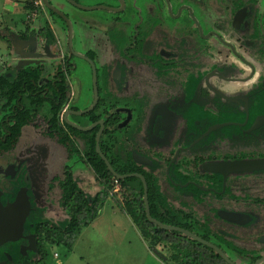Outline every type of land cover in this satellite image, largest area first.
I'll return each instance as SVG.
<instances>
[{
	"label": "flooded vegetation",
	"instance_id": "flooded-vegetation-1",
	"mask_svg": "<svg viewBox=\"0 0 264 264\" xmlns=\"http://www.w3.org/2000/svg\"><path fill=\"white\" fill-rule=\"evenodd\" d=\"M113 1L91 5L110 8L101 10L110 13L105 17L70 18L72 49L83 58L57 38L61 55L56 43L49 46L54 58L43 66L50 67L44 84L50 80L54 90H68L62 136L80 144L65 128V112L81 128L103 121L100 139L111 138L118 169L128 166L138 172L126 175L154 176L172 207L216 235L209 243L233 263L237 257L240 264H254L264 256V0ZM30 39L43 53L44 41H24ZM90 62L98 94L105 95L94 123L86 116L97 105L83 115L73 113L91 105H72L81 87L79 81L75 87L71 74L85 66L93 79ZM12 70L4 75L12 77ZM42 90L49 91L40 81L30 91L36 97ZM6 91L8 96L0 98V203L6 206L26 191L29 213L22 234L33 235L36 245V234L26 230L28 220L53 222L60 216L46 205L52 183L46 187L38 170L41 162L53 166L42 145L56 138L46 109L17 134L26 95L17 93L11 101L15 93ZM234 215L243 223L224 219ZM19 241L25 242L20 247L28 245Z\"/></svg>",
	"mask_w": 264,
	"mask_h": 264
},
{
	"label": "trees",
	"instance_id": "trees-1",
	"mask_svg": "<svg viewBox=\"0 0 264 264\" xmlns=\"http://www.w3.org/2000/svg\"><path fill=\"white\" fill-rule=\"evenodd\" d=\"M30 3L31 1H28L25 6L28 10L30 9ZM45 10L53 17L54 14L51 11ZM5 31L7 33V29ZM29 37H37L43 40L47 46L56 43L50 26L45 24V26L34 31L30 29V21L27 19L24 32L19 36V39L26 40ZM0 38H4L9 48L13 49L12 38L9 32L7 35L2 34ZM12 71L13 76L10 78L0 75V98L8 96V93H6L8 92L6 91L7 89H9V92L15 93L10 99L11 101L17 100V93H20L21 96L26 95V99L21 101L25 103V107L23 108L25 115L20 114L17 118V134L23 126L33 121L39 112L46 109L44 117L52 125L56 141L65 147L69 154H80L81 159L93 172L99 190L93 195L85 193L73 179L71 170L66 168L60 184L59 198V206L65 216L63 220L56 222L49 220L34 221L30 218L26 223V230L36 234L37 252H27L23 256L20 254L19 249L20 244H25V242L7 243L0 247V262L4 261L5 264H45L47 257L45 245L47 242L52 245H64L67 249L71 250L82 230L87 228L97 218L106 201L111 198L117 203L119 209L129 216L141 237L146 241L148 240L154 246L164 245L170 248L171 260L173 262L177 264H226L208 247L192 241L177 232L162 230L147 220L141 181L137 178H127L124 180L113 178L95 150L97 128L90 133H83L70 129L65 125V128L72 133L71 135L80 142V148L78 147L79 144H76L70 138L65 135L64 137L62 136L64 129L60 126V115L68 103V90L64 86L59 87V91L54 90L50 80L45 85L43 78L46 72L42 66ZM46 77L48 76L46 75ZM40 81L42 88L46 87L49 91L45 92V90H42L40 94L33 97L31 94L33 92L30 90ZM99 106L100 104L97 105L93 112L87 114L88 123H94L99 120V116L96 114ZM104 138L100 139V150L109 161L113 171L118 175L138 172L133 169L126 170L128 166H125L124 170L118 169L114 159V146L110 141L111 138H106V135H104ZM139 174L146 181L151 218L164 225L189 231L207 242H211V237H216V235L210 232L207 225L199 223L193 216L184 215L182 210L172 207L157 185V180L154 176L144 172H140ZM114 181H117L119 187L117 192H114ZM117 196H120L122 202ZM30 224L33 226L30 227ZM217 246L220 247L218 244ZM236 251L239 252V250ZM7 256L10 257L11 261L8 260Z\"/></svg>",
	"mask_w": 264,
	"mask_h": 264
},
{
	"label": "rangeland",
	"instance_id": "rangeland-1",
	"mask_svg": "<svg viewBox=\"0 0 264 264\" xmlns=\"http://www.w3.org/2000/svg\"><path fill=\"white\" fill-rule=\"evenodd\" d=\"M28 1L31 0H0V34H8L4 28H10L11 31L13 30L12 32L24 31L25 22L29 14V10L25 7ZM104 1L112 5L116 4L113 0H78V4L84 7H91L94 3H102ZM54 2L57 4L56 6L59 8V11L62 10L68 15L69 20L71 17H76L77 19L93 18L97 20L109 13L101 10L84 12L74 8L65 2V0H55ZM51 3L53 4V0H51ZM55 22H58L61 27L60 30L58 29L61 32V44L66 46L67 27L57 15L55 16ZM43 26H45V22L42 16H38L36 20L30 22L31 30H37ZM55 31L58 33L56 27ZM6 48V40L0 38V75L6 73V64L13 65ZM10 49L12 48L10 47ZM76 49H78L77 46L75 47ZM37 50L42 51L41 44L39 43L37 44ZM46 68V71L50 69V67ZM72 78L75 87L77 81H79V84H77L81 87L79 91L74 92L72 105L77 107L90 106L93 101V92L89 68L83 66L78 73L71 74ZM104 97L105 95L101 94L99 99L103 100ZM26 132L24 130V135ZM78 147L80 148V144ZM38 148L40 149L39 146ZM42 148L46 149L48 159L53 161L52 169L48 165H44L43 167V162L38 166L43 184L49 187L52 183L51 189L53 195H50V199L52 200L50 202V199H47L46 205L51 206L52 210L58 211V215L60 216H57L54 221H60L63 220V217H61L62 214L60 213L61 210L57 200L60 198V184L66 168L71 170L72 177L79 187L83 188L90 195L95 194L99 190V186L96 184L93 172L81 159L80 154H69L66 148L57 141L51 145L43 144ZM44 156L42 155L41 157ZM44 163L46 164V161ZM117 197L122 202L120 196ZM100 212H102L100 218L82 230L71 250L67 249L64 245H52L47 242L45 245V251L47 252L45 264H177L171 260V250L168 246H154L143 237H137L139 239L135 240V235L130 227L131 223L127 225L125 221L127 217L122 215L117 203L113 199L109 198ZM113 214L118 216L117 221L119 225L117 227H113L110 223V217ZM129 220L132 222L130 218ZM243 233L246 234L245 231ZM232 260L236 264H240L237 257H234Z\"/></svg>",
	"mask_w": 264,
	"mask_h": 264
},
{
	"label": "water",
	"instance_id": "water-1",
	"mask_svg": "<svg viewBox=\"0 0 264 264\" xmlns=\"http://www.w3.org/2000/svg\"><path fill=\"white\" fill-rule=\"evenodd\" d=\"M68 4H70L71 6H73L74 8L84 11V12H89V11H95V10H111L110 8H107L105 6H93V7H84L81 6L80 4H78L77 2H75L74 0H65ZM44 7L51 11L52 13H54L55 15H57L60 19L63 20V22L65 23L66 27H67V44H68V49L70 51L71 54H73L76 57H80L83 58L81 55L75 53L72 49V32H73V27H72V23L71 21L66 17V15L59 11L55 6H53V4L49 1V0H42ZM12 44H13V48H14V55L17 58V63L16 66L14 67L15 71H18L20 69H24L27 67H38V66H46V64H50V61H53V55H51L49 53V46L45 45L43 53H38L37 51V43L35 42V39H30L29 41H24L21 40L19 38H17L16 36L12 37ZM26 48H29V51H25ZM91 68H92V72H93V79H92V85H93V101L91 106L82 112H78V113H73L75 115H83L86 113H89L91 111L94 110V108L96 107V105L98 104V100H99V94H98V90H97V79H96V71H95V67L94 65L90 62ZM46 70V67H43ZM71 112H65L64 114V122L65 124H67L68 126L78 130V131H82V132H90L92 131L96 126H99V130L96 133L95 136V150L96 153L98 154V156L101 158V160L104 162L107 170L112 174L113 178L116 180H124L127 178H137L141 181L142 183V188H143V202H144V206H145V214L147 217V220L151 223L154 224L156 226H158L159 228H161L162 230L165 231H169V232H177L181 235H183L184 237L189 238L192 241H195L199 244H202L203 246L208 247L209 249H211L212 251H214V253L219 256L226 264H235L233 263L228 257L227 255H225L219 248H217L216 246H214L213 244L204 241L203 239L197 237L196 235L190 233L189 231H186L184 229L178 228V227H173V226H168V225H164L156 220H154L153 218H151L150 215V211H149V203H148V197H147V185L145 182V179L142 175L139 174H131V175H124V176H120L118 174H116L109 161L106 159V157L102 154L101 150H100V137L102 134V131L104 129V124L103 121H99L97 123L92 124L89 127L86 128H81L78 127L77 125L72 124L71 122H69L68 120V115ZM135 157V156H134ZM136 162L140 163V164H144V162L138 158H136ZM29 213V203L27 200V195H26V191L24 189L20 190L17 193V196L15 198V200L10 203L7 204L6 206H3L0 203V247L4 246L7 243H16L18 242L20 239H26L28 242L27 246H21L19 249V252L21 255L25 256L27 254L28 251L30 252H37L36 249V245H35V238L33 235L29 236V237H24L23 236V228H24V223L26 220V217ZM237 218H239V216L234 215V218H230V217H224V219L232 222L233 224H242L243 222H241V220H237ZM8 260L11 261L10 257L7 256ZM264 262V256H262L259 260H257L254 264H261ZM0 264H5L4 261L0 262Z\"/></svg>",
	"mask_w": 264,
	"mask_h": 264
},
{
	"label": "crops",
	"instance_id": "crops-1",
	"mask_svg": "<svg viewBox=\"0 0 264 264\" xmlns=\"http://www.w3.org/2000/svg\"><path fill=\"white\" fill-rule=\"evenodd\" d=\"M65 13V12H64ZM41 16V15H40ZM43 20H44V22H45V24H47L48 26H50V28H51V30H52V32H53V35L55 36V39L57 38V39H59V40H61V37H60V35H61V32H59V30H60V26H59V23L57 22H55V20H53V17L52 16H50L49 14H48V12L45 10V12H43ZM74 18V20L76 19L75 17H73ZM55 27H56V30L58 31V33L55 31ZM7 29V33L9 32L10 33V37L12 38L13 36H16L17 38H19V36L24 32L23 30H20V31H18V32H12L11 30H10V28H4V30H6ZM59 29V30H58ZM38 30V29H37ZM37 30H34V31H37ZM2 35V34H1ZM3 35H5V34H3ZM7 50H8V52H9V58H10V60H11V62L13 63V65H11V64H9V65H7L6 64V67H5V70L6 71H11L12 69H13V66L16 64V62H17V58L15 57V55H14V48L13 49H10L9 48V45L7 44V48H6ZM85 193H87V194H89L88 192H86L83 188H81ZM90 195V194H89ZM101 211V210H100ZM119 211L122 213V215H125V217H127V220H125L126 221V223H127V225H128V223L130 224V227L132 228V231H133V233H134V235H135V240L136 239H139V238H141V236H140V234H139V232H138V230H137V228L132 224V222H130V220H129V216H127L125 213H123L120 209H119ZM101 213L102 212H100V214L98 215V217L92 222V223H94L97 219H99L100 218V215H101ZM118 216L116 215V214H113L111 217H110V223L113 225V227H117L118 225H119V223H118V221H117V218ZM124 217V216H123ZM120 224H121V222H120ZM80 236V235H79ZM78 236V237H79ZM137 237H139V238H137ZM142 242V241H141ZM75 244V243H74ZM144 247V246H143Z\"/></svg>",
	"mask_w": 264,
	"mask_h": 264
},
{
	"label": "built area",
	"instance_id": "built-area-1",
	"mask_svg": "<svg viewBox=\"0 0 264 264\" xmlns=\"http://www.w3.org/2000/svg\"><path fill=\"white\" fill-rule=\"evenodd\" d=\"M45 9L46 8L44 7L42 0H31L29 14L27 16V19L30 22H33L34 20H36L38 16H40L43 12H45ZM56 45L58 48V52L61 55L59 43L57 41H56ZM114 185H115L114 192H117L119 189L117 181H114Z\"/></svg>",
	"mask_w": 264,
	"mask_h": 264
}]
</instances>
